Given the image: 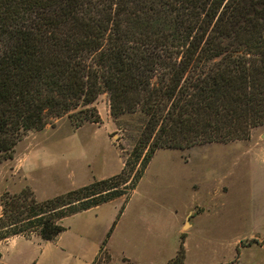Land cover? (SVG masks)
<instances>
[{
	"label": "trees",
	"instance_id": "obj_1",
	"mask_svg": "<svg viewBox=\"0 0 264 264\" xmlns=\"http://www.w3.org/2000/svg\"><path fill=\"white\" fill-rule=\"evenodd\" d=\"M103 92L113 119L141 115L120 170L45 199L4 191L0 242L50 241L65 217L123 197L99 253L156 149L264 124V0H0V160L52 118L98 123ZM183 259L181 234L166 264Z\"/></svg>",
	"mask_w": 264,
	"mask_h": 264
},
{
	"label": "rangeland",
	"instance_id": "obj_2",
	"mask_svg": "<svg viewBox=\"0 0 264 264\" xmlns=\"http://www.w3.org/2000/svg\"><path fill=\"white\" fill-rule=\"evenodd\" d=\"M90 106L98 123L74 128L65 114L22 136L12 157L0 160V198L28 186L45 199L120 170L141 115L113 119L105 92ZM122 202L62 219L59 260L97 247ZM181 234L183 264H264V124L244 140L156 149L91 264H166Z\"/></svg>",
	"mask_w": 264,
	"mask_h": 264
},
{
	"label": "crops",
	"instance_id": "obj_3",
	"mask_svg": "<svg viewBox=\"0 0 264 264\" xmlns=\"http://www.w3.org/2000/svg\"><path fill=\"white\" fill-rule=\"evenodd\" d=\"M73 215V214H72ZM65 230V229H64ZM63 230V231H64ZM62 232V231H61ZM47 241L35 234L12 236L0 242V264H91L98 253V247L92 251L80 249L75 259L69 263L65 260V246L56 244V237ZM109 238V237H108ZM64 256H63V255ZM59 255H62L60 258Z\"/></svg>",
	"mask_w": 264,
	"mask_h": 264
}]
</instances>
